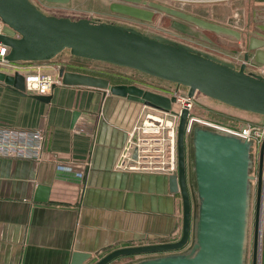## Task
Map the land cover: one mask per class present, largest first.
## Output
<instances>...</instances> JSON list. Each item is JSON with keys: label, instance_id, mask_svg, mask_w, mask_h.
I'll return each mask as SVG.
<instances>
[{"label": "water", "instance_id": "water-1", "mask_svg": "<svg viewBox=\"0 0 264 264\" xmlns=\"http://www.w3.org/2000/svg\"><path fill=\"white\" fill-rule=\"evenodd\" d=\"M65 4L70 0H46ZM143 6H147L145 8ZM109 9L118 14L151 22L155 11L176 18L171 26L182 33L195 34L188 24L242 41L244 61L252 58L264 65V33L233 29L151 0H113ZM3 30L0 41L9 51L7 63L47 62L64 50L78 58L114 64L184 86L188 96L199 92L230 107L264 116V76L224 61L162 35L143 32L132 26L107 20L49 15L30 0H0ZM264 32V21L257 25ZM64 85L108 90L147 106L168 110L175 97L149 91L134 84H110L103 77L60 69ZM0 80L24 93V74H8L0 66ZM49 102L50 95H33ZM189 111L181 110L177 129V174L169 175L170 190L179 191L182 225L179 239L171 242L124 246L109 251L94 264H109L120 256L148 254L130 264H245L253 156L252 142L226 130L199 124L186 130ZM78 112L73 113L72 125ZM186 132L193 147L192 171L195 192L187 182ZM135 151L133 157H135ZM264 138L259 149L253 258L256 264L258 221L263 176ZM90 254H82L71 264H82Z\"/></svg>", "mask_w": 264, "mask_h": 264}, {"label": "crops", "instance_id": "crops-1", "mask_svg": "<svg viewBox=\"0 0 264 264\" xmlns=\"http://www.w3.org/2000/svg\"><path fill=\"white\" fill-rule=\"evenodd\" d=\"M233 2L249 5L242 30L263 34L252 24L264 21V0ZM50 61L1 69L48 71ZM33 95L0 80V126L45 131L41 160L0 157V264H71L74 253L90 254L87 264L116 248L179 239L181 196L170 190L169 175L117 164L141 102L62 83L45 94L49 102Z\"/></svg>", "mask_w": 264, "mask_h": 264}, {"label": "rangeland", "instance_id": "rangeland-1", "mask_svg": "<svg viewBox=\"0 0 264 264\" xmlns=\"http://www.w3.org/2000/svg\"><path fill=\"white\" fill-rule=\"evenodd\" d=\"M30 1L41 8L42 11L44 10L43 12L47 14L52 13L57 14L58 16L61 15L71 18H90L122 23L127 26H132L143 32L162 35L167 38L182 42L191 47L217 55L222 59L234 62L236 64H239L244 59L243 56L245 48L241 40L229 42L227 39L225 40L224 37L212 34L211 31L203 29L200 32H197V34L182 33L171 26V21L173 19L176 20V18L161 11H156L152 21L146 22L110 11L109 3H111V1L113 0H74V2L70 1L65 4L51 3L47 2L46 0ZM153 1H157L175 8L177 7L183 11L197 14L218 23L227 25L232 24L238 29H242L244 26V14L249 15V5L243 3L238 4L237 2H233L234 0H210L212 2H210L209 0L203 2H188L186 0ZM243 9H246L245 13L243 12ZM211 11L215 12V14L213 12L212 14ZM238 13L240 14V16L237 15ZM188 25L191 27V29H197L192 24ZM253 64L254 65L249 64L248 66H246V70H259V66L255 65V62H253ZM48 65V71H44L40 69L39 66H37L34 72L40 71L57 77L60 69H72L82 71L85 74L104 77L109 80L110 84H134L143 89L164 94L166 96H169L170 93H172L175 86L174 83L155 78L147 74H143L134 69L117 66L110 63L74 57L69 53L68 50H64L56 58L48 62ZM1 67L3 68L6 66L2 65ZM181 91L182 93H184L186 91V88L181 87ZM146 110L149 111V109ZM142 116L143 115L141 114L139 121L141 120ZM190 116L231 129H238L240 125L247 123L259 126L261 128L264 127V116L230 107L199 92H197L194 96ZM188 141L189 158L192 161V147L190 146L191 141L189 139ZM261 142L251 150L253 156V166L251 169V174L255 178L253 181H251L249 229L245 264H252L253 258L258 159ZM187 181L188 184L189 181L191 184V190L189 188L191 196V191L195 192V179L192 171L190 172V175L187 176ZM148 256V254L120 256L111 261L109 264H130ZM100 258L101 257H99V259ZM97 260H94L92 262L89 261L87 264H94ZM256 264H264V154L261 201L258 221V245L256 250Z\"/></svg>", "mask_w": 264, "mask_h": 264}, {"label": "built area", "instance_id": "built-area-1", "mask_svg": "<svg viewBox=\"0 0 264 264\" xmlns=\"http://www.w3.org/2000/svg\"><path fill=\"white\" fill-rule=\"evenodd\" d=\"M186 1L203 2L206 0ZM39 9L42 11L41 8ZM49 15L58 16L52 13ZM2 30L3 23L0 20V34ZM8 51L9 48L0 41V66L8 64L5 60ZM222 60L228 61L225 59ZM253 62L255 61L249 58L247 61L243 59L239 64L231 63L236 66L245 63L246 68L249 64L254 65ZM255 65L259 66V70H248L264 76V65L257 62H255ZM59 83L61 84L59 75L54 77L51 74L40 71L24 74V91L28 93L45 95L50 93L53 86ZM181 87L186 88L175 85L172 93H170L169 97H175V101L172 102L171 108L168 110H160L142 104L143 112L141 114L143 116L128 131L125 145L117 163L119 167H126L130 170L161 172L166 175L177 174V129L181 110L184 108L189 111L186 126L188 132L191 129V125L199 124L208 128L226 130L239 135L250 140L252 142V148L263 140L264 127L261 128L247 123L240 125L238 129H231L190 116L195 95L189 97L187 88L182 93ZM146 109H149V111ZM188 132L186 134H189ZM44 142L45 131L43 129L0 126V157L39 161L44 155ZM134 151L136 153L135 157H133Z\"/></svg>", "mask_w": 264, "mask_h": 264}, {"label": "flooded vegetation", "instance_id": "flooded-vegetation-1", "mask_svg": "<svg viewBox=\"0 0 264 264\" xmlns=\"http://www.w3.org/2000/svg\"><path fill=\"white\" fill-rule=\"evenodd\" d=\"M143 7H145V8H148L147 6H143ZM156 12V11H155ZM252 30H254V29H256V30H258L257 29V27H255L256 25L255 24H252ZM236 29H238V28H236ZM248 29H250V28H248ZM239 31L241 30V32H242V38H244L246 35H245V31L244 30H242V29H238ZM251 30V29H250ZM251 32V31H250ZM173 40V39H172ZM176 41V40H175ZM179 42V41H178ZM197 49V48H196ZM203 51V50H202ZM206 52V51H205ZM191 136L189 135V134H186V137H185V140H186V144H185V148H186V161H187V176L188 175H190V172L192 171V161L190 160V158H189V141H188V139L191 141V138H190ZM190 146L192 147V143L190 144ZM192 155H193V147H192ZM192 160H193V157H192ZM192 173H193V171H192ZM194 175V174H193ZM188 182V181H187ZM191 187V184H190V181H189V184H188V188H190ZM190 190H191V188H190ZM191 193H192V191H191Z\"/></svg>", "mask_w": 264, "mask_h": 264}, {"label": "bare ground", "instance_id": "bare-ground-1", "mask_svg": "<svg viewBox=\"0 0 264 264\" xmlns=\"http://www.w3.org/2000/svg\"><path fill=\"white\" fill-rule=\"evenodd\" d=\"M151 1H153V0H151ZM155 2H157V1H155ZM160 3V2H159ZM163 4V3H162ZM166 5V4H165ZM177 5V4H176ZM175 5V6H176ZM220 24H222V23H220ZM223 25H225V24H223ZM225 26H228V27H230V28H233V29H236L235 27H231V26H229V25H225ZM195 28H197V29H193L192 31H193V33H195V34H197V32H200L202 29L201 28H198V27H196V26H194ZM221 36H223L224 37V39L226 40H228L229 42H231V41H233L234 39H231L230 37H227V36H225V35H221ZM261 210H262V208H261ZM261 219H262V211H261ZM261 222V221H260ZM261 226V225H260Z\"/></svg>", "mask_w": 264, "mask_h": 264}, {"label": "trees", "instance_id": "trees-1", "mask_svg": "<svg viewBox=\"0 0 264 264\" xmlns=\"http://www.w3.org/2000/svg\"><path fill=\"white\" fill-rule=\"evenodd\" d=\"M18 62H33V61H18Z\"/></svg>", "mask_w": 264, "mask_h": 264}]
</instances>
